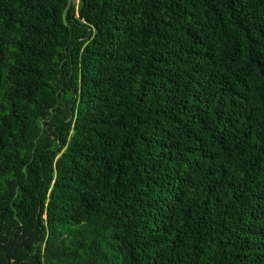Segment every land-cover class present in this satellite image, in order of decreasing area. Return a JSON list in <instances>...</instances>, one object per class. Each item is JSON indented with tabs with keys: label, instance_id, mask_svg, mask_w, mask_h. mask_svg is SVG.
Wrapping results in <instances>:
<instances>
[{
	"label": "trees",
	"instance_id": "1",
	"mask_svg": "<svg viewBox=\"0 0 264 264\" xmlns=\"http://www.w3.org/2000/svg\"><path fill=\"white\" fill-rule=\"evenodd\" d=\"M0 264H264V0H0Z\"/></svg>",
	"mask_w": 264,
	"mask_h": 264
},
{
	"label": "rangeland",
	"instance_id": "2",
	"mask_svg": "<svg viewBox=\"0 0 264 264\" xmlns=\"http://www.w3.org/2000/svg\"><path fill=\"white\" fill-rule=\"evenodd\" d=\"M77 0H75V2H76Z\"/></svg>",
	"mask_w": 264,
	"mask_h": 264
},
{
	"label": "water",
	"instance_id": "3",
	"mask_svg": "<svg viewBox=\"0 0 264 264\" xmlns=\"http://www.w3.org/2000/svg\"><path fill=\"white\" fill-rule=\"evenodd\" d=\"M73 1H75V0H73Z\"/></svg>",
	"mask_w": 264,
	"mask_h": 264
}]
</instances>
